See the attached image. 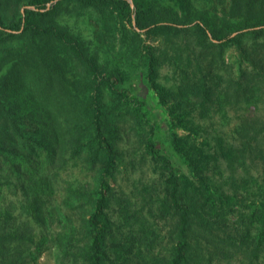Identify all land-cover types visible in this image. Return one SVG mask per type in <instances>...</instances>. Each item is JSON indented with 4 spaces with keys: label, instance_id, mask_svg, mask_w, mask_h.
I'll return each instance as SVG.
<instances>
[{
    "label": "trees",
    "instance_id": "trees-1",
    "mask_svg": "<svg viewBox=\"0 0 264 264\" xmlns=\"http://www.w3.org/2000/svg\"><path fill=\"white\" fill-rule=\"evenodd\" d=\"M64 1L29 0L34 9L25 11L23 32L59 44L68 63L77 58L86 72L94 71L84 55L86 45L46 23ZM74 1L100 9L107 25L115 10L126 16L132 35L116 49L125 63L142 57L141 33L158 41L154 49L147 46L148 75L160 102L170 110L167 117L173 127L167 144H161V128L124 92L109 88L106 101L99 94L100 84L96 95H90L87 86L56 81L63 96L51 102L58 110L47 123L61 134L52 131L49 139L54 146L63 141L62 159L85 153L98 169L95 192L87 193L90 210L76 223L65 216L68 226L55 238L64 264H264V116L238 115L232 137L209 127L211 109L221 111L222 121H231L235 117L229 116L228 107L245 109L255 98L264 102V13L259 11L264 0H232L231 11L240 15L236 20L222 18L195 0H153L147 6L136 2L135 17L128 0ZM231 47L247 65L244 69L240 64V77L228 70L233 66L224 57ZM165 59L168 75L161 68ZM53 61L48 56L44 60L51 92ZM127 72L126 66H118L120 82ZM193 107L197 111H190ZM44 117L37 113L34 120ZM179 127L189 134L179 137ZM197 135H203L201 143ZM230 139H237L236 144ZM48 154L54 157L56 148ZM239 164L247 174L238 175ZM217 170L233 172L242 181L236 183L231 175L222 185L210 186L207 175ZM128 177L135 182L130 191L124 184ZM76 187L67 185V197L78 204L82 193ZM40 189L36 184V197ZM237 191L253 198L242 200Z\"/></svg>",
    "mask_w": 264,
    "mask_h": 264
},
{
    "label": "rangeland",
    "instance_id": "rangeland-1",
    "mask_svg": "<svg viewBox=\"0 0 264 264\" xmlns=\"http://www.w3.org/2000/svg\"><path fill=\"white\" fill-rule=\"evenodd\" d=\"M128 1L135 9L133 17L136 16V2L141 6L153 3V0ZM195 1L201 7H208L210 11H215L228 20H236L240 16L231 11L232 0ZM27 8L34 9L29 6V0H0V264H64L55 238L68 226L65 216L76 223L81 213L90 210L87 193L95 192L98 169L97 166L92 167L85 153L75 157L68 154L62 159L66 150L63 141L59 140L54 146L49 139L52 131L59 133L58 136L61 134V129L58 132V128L47 123L49 116L58 110L51 102L60 100L63 96L57 82H77L81 88L87 86L90 95H96L97 85L100 84L99 94L106 101L110 95L109 88L114 87L124 92L128 100L134 99L142 104L143 110L161 128L157 132L161 144H167L168 131L173 126L167 117L170 110L160 102L158 89L148 75V59L145 57L147 46L154 49L158 44L157 40L139 31L142 57L125 63L121 51L116 49L120 47L118 42L127 41L132 35V26L126 16L115 10L113 15H108L110 24L107 25L101 17L100 9L82 7L74 0H65L54 14L46 17V23L68 32L79 44L86 45L84 55L96 68L86 72L87 66L81 60L76 58L67 62V54L59 44L32 38L23 32ZM45 10L47 9L41 11ZM259 11L264 13V7ZM10 33L15 35L9 36ZM102 33L106 36L105 40ZM154 53L159 52L154 50ZM240 54L233 47L224 54L228 66H233L228 67V70L235 77H240ZM47 56L54 59V92L45 83L49 71L44 63ZM166 61L168 60L163 61L161 68L162 73L168 75L170 64L167 65ZM67 65L70 67L67 68ZM118 66L128 68L121 82L117 74ZM243 68H247V65L244 64ZM160 78L163 80V77ZM226 85V82L222 83V87ZM252 102L251 107L245 109L228 107L229 116L235 117L231 121H222L218 118L221 111L211 109L209 112L214 119H211L209 127L213 131L226 130L228 137H232L233 130L239 123L238 115L249 112L250 115L264 116V102L258 98ZM197 109L193 107L190 111ZM37 113L45 114L43 119L39 118L38 123L34 120ZM175 131L179 137L189 134V130L183 127L176 128ZM130 136L131 140L132 135ZM39 139L43 141L41 144H37ZM202 139L203 135H197L195 140L201 143ZM236 140L230 139V143L236 144ZM54 148L56 155L51 157L48 151ZM247 163L251 164L250 161ZM239 165L238 175L247 174L245 166ZM181 168L184 173L189 174L186 166ZM251 168L254 170L253 165ZM217 172L207 175L206 180L210 186L222 185L231 175L235 176V173L233 175V172L226 170L222 174L218 170ZM189 177L193 179L191 174ZM133 180L128 177L124 181L128 191L135 184ZM234 181L238 183L242 180L235 176ZM69 183L75 188L77 185L80 187L82 196L80 195L78 204L75 203L76 198L67 197ZM36 184L41 186L38 197L34 193ZM217 189L219 188L214 190ZM238 194L242 200L253 198L247 193Z\"/></svg>",
    "mask_w": 264,
    "mask_h": 264
}]
</instances>
